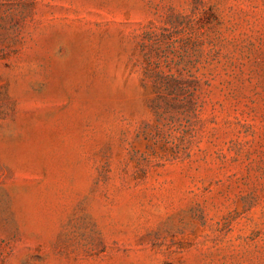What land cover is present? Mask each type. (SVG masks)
<instances>
[{
  "label": "rangeland",
  "instance_id": "rangeland-1",
  "mask_svg": "<svg viewBox=\"0 0 264 264\" xmlns=\"http://www.w3.org/2000/svg\"><path fill=\"white\" fill-rule=\"evenodd\" d=\"M0 264H264V0H0Z\"/></svg>",
  "mask_w": 264,
  "mask_h": 264
}]
</instances>
